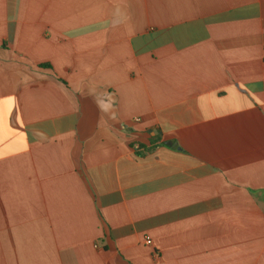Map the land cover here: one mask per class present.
<instances>
[{
    "label": "crops",
    "instance_id": "obj_1",
    "mask_svg": "<svg viewBox=\"0 0 264 264\" xmlns=\"http://www.w3.org/2000/svg\"><path fill=\"white\" fill-rule=\"evenodd\" d=\"M0 264H264V0H0Z\"/></svg>",
    "mask_w": 264,
    "mask_h": 264
},
{
    "label": "built area",
    "instance_id": "obj_2",
    "mask_svg": "<svg viewBox=\"0 0 264 264\" xmlns=\"http://www.w3.org/2000/svg\"><path fill=\"white\" fill-rule=\"evenodd\" d=\"M136 120H137V121H140V119H139V118H137ZM147 243H148V244H150V243H151V241H150V240H148V241H147Z\"/></svg>",
    "mask_w": 264,
    "mask_h": 264
}]
</instances>
